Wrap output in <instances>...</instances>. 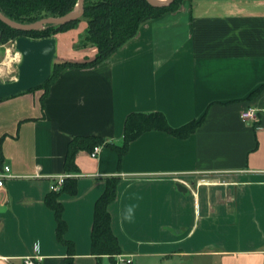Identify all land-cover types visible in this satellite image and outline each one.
<instances>
[{
  "label": "crops",
  "instance_id": "obj_1",
  "mask_svg": "<svg viewBox=\"0 0 264 264\" xmlns=\"http://www.w3.org/2000/svg\"><path fill=\"white\" fill-rule=\"evenodd\" d=\"M88 23L55 35L59 62L84 61L77 48ZM264 0H184L145 22L105 61L62 70L46 87L0 100V162L11 164L0 201V264H66L46 203L51 182L67 173L72 137L95 134L122 144L133 111H162L173 126L206 115L187 138L152 130L131 142L119 164L102 146L82 150L77 193L63 192L66 237L77 264L92 254L94 207L106 178L118 176L109 205L112 229L134 264L221 256V264H264ZM107 259L104 255L102 264Z\"/></svg>",
  "mask_w": 264,
  "mask_h": 264
},
{
  "label": "trees",
  "instance_id": "obj_2",
  "mask_svg": "<svg viewBox=\"0 0 264 264\" xmlns=\"http://www.w3.org/2000/svg\"><path fill=\"white\" fill-rule=\"evenodd\" d=\"M183 1L175 0L169 6L155 7L148 0H85L84 15L65 25H46L39 30L25 31L14 29L0 20V28L3 30L2 41L8 37H16L17 39L20 36H27L32 39L55 37L59 32L76 27L82 20L87 21V29L80 36L76 47L95 46L97 48L95 57L92 59L86 58L81 62L63 61L55 63L54 70H52L48 81L30 90L33 91L46 88L66 68L91 67L105 61L135 37L145 22L158 18L168 11L179 9ZM77 3L78 0H0V10L16 21L32 23L44 17L64 15L72 11ZM262 90H264V85L253 91L249 98L257 97ZM205 116L204 114L200 118H195L175 127L170 124L167 116L162 111H133L126 117L122 144L107 141L105 138L95 134L72 137L65 157V170L67 173L79 172V167L76 163L78 152L82 150L91 152L97 145L116 151L120 164L123 157L127 154L131 142L142 134L158 130L178 138H187L203 123ZM118 183V176L107 177L105 190L95 202L91 250L92 254L97 257L98 264H102L104 255L113 260L115 255L123 253L119 240L112 229V215L109 209L110 203L117 197ZM63 192H68L71 195L77 193L76 177L67 178L59 192L52 191L49 193L46 197V203L55 212L57 238L67 247L65 263L77 264L74 260L75 245L66 237L68 226L64 218L63 203L59 200Z\"/></svg>",
  "mask_w": 264,
  "mask_h": 264
},
{
  "label": "water",
  "instance_id": "obj_3",
  "mask_svg": "<svg viewBox=\"0 0 264 264\" xmlns=\"http://www.w3.org/2000/svg\"><path fill=\"white\" fill-rule=\"evenodd\" d=\"M175 0H148L155 7L169 6ZM85 12V0H78L75 8L61 16H48L32 23L16 21L0 10V20L18 30H39L46 25H65L81 18ZM3 30L0 28V43ZM16 48L21 54L16 79L3 81L0 79V99L30 91L44 84L52 74L53 61L57 52L56 37L32 39L20 36L16 39Z\"/></svg>",
  "mask_w": 264,
  "mask_h": 264
},
{
  "label": "rangeland",
  "instance_id": "obj_4",
  "mask_svg": "<svg viewBox=\"0 0 264 264\" xmlns=\"http://www.w3.org/2000/svg\"><path fill=\"white\" fill-rule=\"evenodd\" d=\"M10 54V55H9ZM21 59V54L16 48V37H8L0 43V79L9 81L16 79L18 76V65ZM55 63H59L57 55H55L52 70ZM105 259L103 264H107ZM171 264H221V256H209L200 254L189 257H176Z\"/></svg>",
  "mask_w": 264,
  "mask_h": 264
},
{
  "label": "built area",
  "instance_id": "obj_5",
  "mask_svg": "<svg viewBox=\"0 0 264 264\" xmlns=\"http://www.w3.org/2000/svg\"><path fill=\"white\" fill-rule=\"evenodd\" d=\"M262 111H264V108L259 109L254 106H249L242 111L241 117L247 123H256L259 119V114ZM101 149V145L95 146L94 149L91 151V155L93 157H96L100 153ZM76 176L77 174L75 173H65L56 176L51 182V191L59 192L63 188L67 178ZM12 177L13 175L11 164L7 161L0 162V201L2 200L3 194L6 190V181L11 179ZM24 264H36L34 257H25ZM110 264H134V260L131 255L121 253L115 255L113 260H111Z\"/></svg>",
  "mask_w": 264,
  "mask_h": 264
},
{
  "label": "bare ground",
  "instance_id": "obj_6",
  "mask_svg": "<svg viewBox=\"0 0 264 264\" xmlns=\"http://www.w3.org/2000/svg\"><path fill=\"white\" fill-rule=\"evenodd\" d=\"M10 55V54H9Z\"/></svg>",
  "mask_w": 264,
  "mask_h": 264
}]
</instances>
